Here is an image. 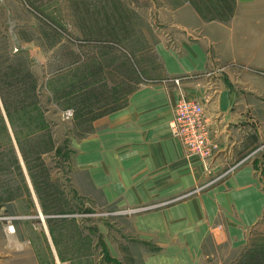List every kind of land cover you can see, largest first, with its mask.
I'll list each match as a JSON object with an SVG mask.
<instances>
[{
	"label": "crops",
	"instance_id": "1",
	"mask_svg": "<svg viewBox=\"0 0 264 264\" xmlns=\"http://www.w3.org/2000/svg\"><path fill=\"white\" fill-rule=\"evenodd\" d=\"M173 25L193 42L176 52L158 44L166 80L140 86L74 144L68 173L54 182L60 192L47 191L69 207L31 228L28 264H224L212 241L221 232L230 249L246 247L247 228L264 212L255 170L247 162L224 180L215 175L261 141L233 125L239 103L232 89L245 82L233 81V72L244 71L230 66L263 62L241 49L225 23L206 22L191 4L177 8ZM183 95L205 107L215 147L209 171L172 133Z\"/></svg>",
	"mask_w": 264,
	"mask_h": 264
},
{
	"label": "rangeland",
	"instance_id": "2",
	"mask_svg": "<svg viewBox=\"0 0 264 264\" xmlns=\"http://www.w3.org/2000/svg\"><path fill=\"white\" fill-rule=\"evenodd\" d=\"M174 2L0 0V261L28 264L31 228L43 226L49 211L69 207L54 182L68 173L74 144L93 130L94 119L124 105L131 89L166 80L157 45L176 52L181 42H193L173 25L182 7ZM236 2L225 25L241 49L263 63L230 66L244 71L233 72V81L245 82L232 89L239 103L233 125L261 141L244 156L228 158L215 177L224 180L251 162L264 193V0ZM257 44L262 48L254 52ZM68 110L75 113L71 120L64 119ZM212 241L224 264L264 249V212L247 228L243 250L230 249L226 233L213 234Z\"/></svg>",
	"mask_w": 264,
	"mask_h": 264
},
{
	"label": "built area",
	"instance_id": "3",
	"mask_svg": "<svg viewBox=\"0 0 264 264\" xmlns=\"http://www.w3.org/2000/svg\"><path fill=\"white\" fill-rule=\"evenodd\" d=\"M172 133L191 157L203 161L212 158L215 147L210 138L204 105L197 100L182 96L175 105ZM74 110L64 113L65 120L74 118Z\"/></svg>",
	"mask_w": 264,
	"mask_h": 264
},
{
	"label": "trees",
	"instance_id": "4",
	"mask_svg": "<svg viewBox=\"0 0 264 264\" xmlns=\"http://www.w3.org/2000/svg\"><path fill=\"white\" fill-rule=\"evenodd\" d=\"M186 3L191 4L206 22L218 21L227 23L234 17L237 8L236 0H175L174 6L180 7ZM134 91H136V88L131 89L129 95ZM120 107L113 108L110 111ZM104 114L106 113L102 115ZM236 264H264V249L254 248L246 251L240 256Z\"/></svg>",
	"mask_w": 264,
	"mask_h": 264
}]
</instances>
